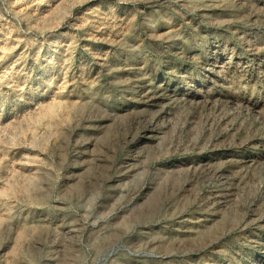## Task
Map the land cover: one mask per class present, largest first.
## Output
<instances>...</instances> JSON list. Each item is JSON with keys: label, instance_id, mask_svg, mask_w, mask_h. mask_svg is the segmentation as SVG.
<instances>
[{"label": "rangeland", "instance_id": "374dc122", "mask_svg": "<svg viewBox=\"0 0 264 264\" xmlns=\"http://www.w3.org/2000/svg\"><path fill=\"white\" fill-rule=\"evenodd\" d=\"M0 264H264V0H0Z\"/></svg>", "mask_w": 264, "mask_h": 264}]
</instances>
